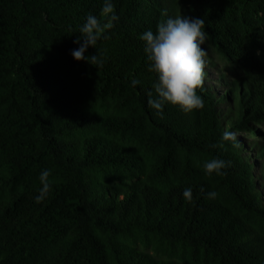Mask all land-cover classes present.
Wrapping results in <instances>:
<instances>
[{
    "label": "trees",
    "instance_id": "16d2710c",
    "mask_svg": "<svg viewBox=\"0 0 264 264\" xmlns=\"http://www.w3.org/2000/svg\"><path fill=\"white\" fill-rule=\"evenodd\" d=\"M113 3L96 68L70 50L102 0H0V264H264V0ZM178 15L205 22L204 106L157 116L139 34Z\"/></svg>",
    "mask_w": 264,
    "mask_h": 264
},
{
    "label": "clouds",
    "instance_id": "9594fccd",
    "mask_svg": "<svg viewBox=\"0 0 264 264\" xmlns=\"http://www.w3.org/2000/svg\"><path fill=\"white\" fill-rule=\"evenodd\" d=\"M100 11L102 18L86 14L79 26V37L73 41L78 43V47L70 50L74 60H84L96 68L102 67L104 60L96 54L86 55V50L89 46L95 47L99 39H107L108 30L119 19L113 0H102ZM204 26L205 22L201 18L190 19L178 15L158 22L154 31L147 29L139 34L143 42L146 69L155 77L148 93V103L155 115L162 116L166 104L177 106L186 114L203 108V99L197 89L202 86L204 76L205 50L200 46L208 36ZM135 83L138 81H133ZM229 137L231 133L224 136L225 139ZM229 165L230 162L213 157L203 161L202 169L205 175H223V170ZM49 177V169L39 173L40 187L37 189L38 194L33 197L34 202L40 203L48 197L52 186ZM204 195L214 199L217 193L209 190ZM182 197L186 202H192L191 187L183 189Z\"/></svg>",
    "mask_w": 264,
    "mask_h": 264
},
{
    "label": "rangeland",
    "instance_id": "374dc122",
    "mask_svg": "<svg viewBox=\"0 0 264 264\" xmlns=\"http://www.w3.org/2000/svg\"><path fill=\"white\" fill-rule=\"evenodd\" d=\"M210 73L212 76H215V74H216L213 70H210Z\"/></svg>",
    "mask_w": 264,
    "mask_h": 264
}]
</instances>
